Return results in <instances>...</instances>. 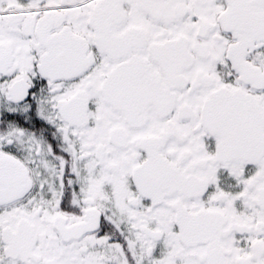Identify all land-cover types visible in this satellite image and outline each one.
I'll return each instance as SVG.
<instances>
[{
	"label": "snow or ice",
	"instance_id": "snow-or-ice-1",
	"mask_svg": "<svg viewBox=\"0 0 264 264\" xmlns=\"http://www.w3.org/2000/svg\"><path fill=\"white\" fill-rule=\"evenodd\" d=\"M0 264H264V0H0Z\"/></svg>",
	"mask_w": 264,
	"mask_h": 264
}]
</instances>
